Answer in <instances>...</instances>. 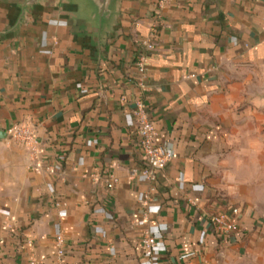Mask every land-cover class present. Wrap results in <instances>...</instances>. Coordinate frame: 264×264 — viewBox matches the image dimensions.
<instances>
[{"label": "crops", "instance_id": "crops-1", "mask_svg": "<svg viewBox=\"0 0 264 264\" xmlns=\"http://www.w3.org/2000/svg\"><path fill=\"white\" fill-rule=\"evenodd\" d=\"M24 1L0 0V264H151L146 232L154 264H264V0H114L101 26L87 0ZM137 99L171 154L154 181Z\"/></svg>", "mask_w": 264, "mask_h": 264}, {"label": "built area", "instance_id": "built-area-1", "mask_svg": "<svg viewBox=\"0 0 264 264\" xmlns=\"http://www.w3.org/2000/svg\"><path fill=\"white\" fill-rule=\"evenodd\" d=\"M172 0H162V3L170 2ZM143 44L151 49L153 44L149 41H144ZM146 55L140 53L137 60V68L139 72V85L145 87V79L147 75L146 70ZM133 116L137 122L138 147L140 149L143 168L141 170L142 176L148 181H154L157 173L162 171L167 166L171 159L169 152L163 151L157 143V131L148 111L146 103L143 99L135 101V108ZM7 134L13 140L21 143L30 155V164L35 166L38 155L41 152L40 139L36 128L31 123H14L7 129ZM98 178L97 174L93 175ZM105 185L108 189H112L117 183L118 179L111 174L104 179ZM210 222L212 227L221 235L230 236L238 232L237 225L229 219L226 213H217L211 216ZM158 245L157 238L151 233L146 232L142 238V246L144 254L148 257L151 264H154V254ZM55 247L59 257L65 253V236L58 234L55 238ZM30 264H37L33 259ZM203 264H208L203 262Z\"/></svg>", "mask_w": 264, "mask_h": 264}, {"label": "water", "instance_id": "water-1", "mask_svg": "<svg viewBox=\"0 0 264 264\" xmlns=\"http://www.w3.org/2000/svg\"><path fill=\"white\" fill-rule=\"evenodd\" d=\"M41 0H25L24 8L38 3ZM89 5H93L96 9L100 26L102 23L109 18L114 0H87Z\"/></svg>", "mask_w": 264, "mask_h": 264}]
</instances>
